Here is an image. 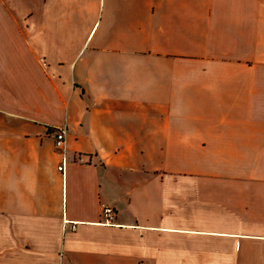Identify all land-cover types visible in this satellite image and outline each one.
<instances>
[{
  "label": "crops",
  "instance_id": "0c3cea01",
  "mask_svg": "<svg viewBox=\"0 0 264 264\" xmlns=\"http://www.w3.org/2000/svg\"><path fill=\"white\" fill-rule=\"evenodd\" d=\"M0 264H264V0H0Z\"/></svg>",
  "mask_w": 264,
  "mask_h": 264
},
{
  "label": "built area",
  "instance_id": "2783aa9c",
  "mask_svg": "<svg viewBox=\"0 0 264 264\" xmlns=\"http://www.w3.org/2000/svg\"><path fill=\"white\" fill-rule=\"evenodd\" d=\"M55 138V146L57 151L62 157L61 165L59 166V170L63 171L67 164V138H68V131L66 128H60L54 133ZM102 222L101 224L106 226H114L116 218H117V210L111 206H105L102 210ZM68 222V221H66Z\"/></svg>",
  "mask_w": 264,
  "mask_h": 264
}]
</instances>
